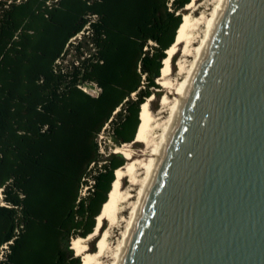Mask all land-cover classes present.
I'll return each mask as SVG.
<instances>
[{"label":"trees","instance_id":"1","mask_svg":"<svg viewBox=\"0 0 264 264\" xmlns=\"http://www.w3.org/2000/svg\"><path fill=\"white\" fill-rule=\"evenodd\" d=\"M190 1L0 0V264L81 263L126 163L98 135L134 140Z\"/></svg>","mask_w":264,"mask_h":264},{"label":"water","instance_id":"2","mask_svg":"<svg viewBox=\"0 0 264 264\" xmlns=\"http://www.w3.org/2000/svg\"><path fill=\"white\" fill-rule=\"evenodd\" d=\"M122 264H264V0L228 1Z\"/></svg>","mask_w":264,"mask_h":264},{"label":"bare ground","instance_id":"3","mask_svg":"<svg viewBox=\"0 0 264 264\" xmlns=\"http://www.w3.org/2000/svg\"><path fill=\"white\" fill-rule=\"evenodd\" d=\"M228 1L191 0L185 7L187 11L182 14L183 20L175 41L166 50L161 74L157 78L164 88L160 109L154 113L150 108L154 95L140 109V123L134 143L140 142L144 148L140 154L125 147L115 149L127 161L115 171V180L96 218L95 229L86 237L72 239V248L82 258L80 264H122L175 126ZM125 178L127 186L123 184ZM115 232L118 237L113 242ZM94 238L95 249L91 250L89 241Z\"/></svg>","mask_w":264,"mask_h":264},{"label":"rangeland","instance_id":"4","mask_svg":"<svg viewBox=\"0 0 264 264\" xmlns=\"http://www.w3.org/2000/svg\"><path fill=\"white\" fill-rule=\"evenodd\" d=\"M186 11H187V9L184 7L183 10H181V13L183 14ZM80 36H82V35H80ZM80 38L81 37H79V36H77V38H74L73 39V43L79 41ZM150 44H154V43L150 42ZM85 49H87L88 50L87 52H89L90 51L89 49H91V44L86 46ZM77 60H78L77 53H75L74 50H72L70 52V54L66 57L65 61L62 62V64L64 66L70 65L74 61H77ZM174 68L175 67H173V69ZM83 88H84V90H86L87 92H89L92 95H98L99 94V89L96 86H94V85L86 84V85H83ZM152 90L154 92V99L150 102V108H151V110L154 113H157L158 110L160 109V97L163 94L164 88L161 87V85H160V88H154ZM132 97L135 98L136 94L133 93ZM134 140H135V138H134ZM134 140H132L130 142H126L127 146L125 145V143H119L117 141V139H115V137L111 134L110 125L109 124H107L104 127L103 131H101V133L98 135V142H99V145H100V152L103 154L104 157H107L109 154L114 153L115 149L118 146L119 147L129 148V149H131V150H133V151H135V152L140 154L141 150L144 148V145L142 143H140V142L134 143ZM126 161H127V159H126ZM123 184L125 186L128 185V181H127L126 178L123 180ZM84 189H85V187L82 189V195L84 194L83 193ZM117 237H118V233L115 232L113 234L112 241L113 242L116 241ZM71 242H72V240H71ZM71 242H70V248H72V246H71L72 243ZM95 244H96V238L91 239L89 241V246L91 247L90 248L91 250L95 249ZM72 250H73L74 256H78L76 250L73 249V248H72Z\"/></svg>","mask_w":264,"mask_h":264},{"label":"built area","instance_id":"5","mask_svg":"<svg viewBox=\"0 0 264 264\" xmlns=\"http://www.w3.org/2000/svg\"><path fill=\"white\" fill-rule=\"evenodd\" d=\"M171 1H172V0H171ZM78 36L81 37L80 34H79ZM74 38H77V37H74ZM74 38H73V39H74ZM75 43H77V42H75ZM92 182H93V181H90V184H88L87 186H85V189H84V192H83L84 194H86L88 188H90V187L92 186V184H91Z\"/></svg>","mask_w":264,"mask_h":264}]
</instances>
